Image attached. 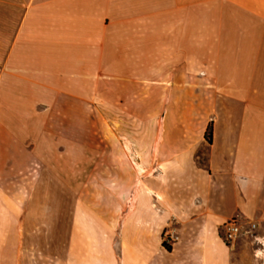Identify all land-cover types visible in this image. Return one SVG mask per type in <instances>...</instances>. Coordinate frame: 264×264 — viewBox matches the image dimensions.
<instances>
[{
	"label": "crops",
	"instance_id": "1",
	"mask_svg": "<svg viewBox=\"0 0 264 264\" xmlns=\"http://www.w3.org/2000/svg\"><path fill=\"white\" fill-rule=\"evenodd\" d=\"M57 152L69 178L134 164L123 216L88 197L64 236L24 216L35 186L4 178ZM0 179V264H234L226 220L264 238V0H0Z\"/></svg>",
	"mask_w": 264,
	"mask_h": 264
},
{
	"label": "rangeland",
	"instance_id": "2",
	"mask_svg": "<svg viewBox=\"0 0 264 264\" xmlns=\"http://www.w3.org/2000/svg\"><path fill=\"white\" fill-rule=\"evenodd\" d=\"M89 126L88 137L90 140V147L88 148L90 155H96V140L97 138H102V134H98L97 131V117L95 114H90L89 116ZM60 132H58L59 134ZM105 138L109 140L113 139V134L110 132L109 136L105 134ZM106 154H114L113 147H105ZM63 147L57 148V151L60 152ZM52 158H57L56 162H22L14 164L13 169L9 171V177L4 178V185L9 187L12 190H17L19 187L23 189L35 188V190L28 196H21L25 198L26 202V211H20V216L23 212L24 216L30 214L31 218L35 219L37 223L41 225L44 222L47 223L49 218L56 219V226L52 228L56 235L64 236L66 232L70 230V224L72 219L77 218L76 213L84 214L85 211H75L76 204L78 206L82 203L87 202L88 197H98L100 201L104 204L106 211H112V207L121 208L116 211V216L121 218L124 214V209L126 207V201L128 196L124 194L121 195L113 194L114 187L118 191L120 188L121 192L123 190H128V187L131 181L128 179L130 173L133 171L130 169V163H113L110 161H105L97 164L93 162L89 164L90 169V178H69L66 176V166L70 164H65L63 158L58 154L56 156H51ZM62 159V161H61ZM11 165V164H10ZM102 167V173L104 178L97 179V166ZM121 172V179L119 186H115L116 183L114 176V168L118 169ZM40 175V177H39ZM99 181L104 188L99 189L100 194L98 196H93L91 194L86 195L82 194L80 191L81 187H89L85 189V192L96 191V184ZM1 182V179H0ZM73 191H72V190ZM126 197V198H125ZM35 202L37 205L35 209L30 205ZM51 209V211H50ZM79 215V214H78ZM43 233H46L49 230L48 226H43L36 228ZM117 243V242H116ZM232 247L234 250V264H263V260L255 259L254 250L252 249L249 240L245 237H242L238 241H235L232 244H227ZM255 245V244H254ZM259 246L264 249V240L263 245ZM264 255V251L261 253ZM260 254V256H261Z\"/></svg>",
	"mask_w": 264,
	"mask_h": 264
},
{
	"label": "built area",
	"instance_id": "3",
	"mask_svg": "<svg viewBox=\"0 0 264 264\" xmlns=\"http://www.w3.org/2000/svg\"><path fill=\"white\" fill-rule=\"evenodd\" d=\"M258 226L255 222L243 223L238 216H233L226 220L222 225L223 239L226 244L234 243L241 235H247L258 244L263 245L264 238L256 233ZM179 235L176 228L169 224L162 232V242L170 246L177 242Z\"/></svg>",
	"mask_w": 264,
	"mask_h": 264
},
{
	"label": "trees",
	"instance_id": "4",
	"mask_svg": "<svg viewBox=\"0 0 264 264\" xmlns=\"http://www.w3.org/2000/svg\"><path fill=\"white\" fill-rule=\"evenodd\" d=\"M210 135H211V126H210V124L207 126V129H206V132H205V136H206V139H208V140H210ZM162 245L164 246V247H166V249H170V247L169 246H167V245H165L164 244V242H162Z\"/></svg>",
	"mask_w": 264,
	"mask_h": 264
}]
</instances>
